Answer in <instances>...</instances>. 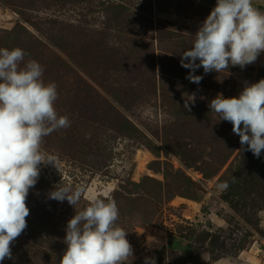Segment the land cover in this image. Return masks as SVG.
<instances>
[{
    "label": "rangeland",
    "instance_id": "obj_1",
    "mask_svg": "<svg viewBox=\"0 0 264 264\" xmlns=\"http://www.w3.org/2000/svg\"><path fill=\"white\" fill-rule=\"evenodd\" d=\"M215 4L0 0V48L23 49L22 66L42 65L44 82L57 85V113L70 120L44 138L42 151L55 166H40L26 199L27 228L0 264H58L75 209L48 194L65 184L83 188L77 211L94 197L115 199L131 264L145 257L155 264H264V180L235 199L239 211L222 199L216 185L239 166L242 145L232 124L199 99L225 97L249 70L205 74L200 67L194 74L203 79L195 84L181 66Z\"/></svg>",
    "mask_w": 264,
    "mask_h": 264
},
{
    "label": "clouds",
    "instance_id": "obj_2",
    "mask_svg": "<svg viewBox=\"0 0 264 264\" xmlns=\"http://www.w3.org/2000/svg\"><path fill=\"white\" fill-rule=\"evenodd\" d=\"M262 52L264 12L252 0H216L194 34L191 48L182 52L181 66L190 70L187 79L199 84L203 77L194 74L197 68L202 67L205 74H220L230 66L243 69ZM25 55L19 47L0 48V261L12 258L10 246L27 228L26 199L39 179L40 166H55V158L42 151L44 138L70 127L69 118L55 108L57 85L44 82V68L37 61L28 60L22 66ZM190 97L188 102L194 104L195 94ZM209 108L232 124V132L246 150L260 157L264 79L246 84L237 97L217 94ZM216 187L226 191L229 184L224 181ZM82 194V187L71 184L56 186L48 194L50 199L67 200L75 209L66 225V248L58 264H131L133 249L126 239L128 232L117 224L115 199L94 197L77 211ZM144 264H155V258L145 257Z\"/></svg>",
    "mask_w": 264,
    "mask_h": 264
},
{
    "label": "trees",
    "instance_id": "obj_3",
    "mask_svg": "<svg viewBox=\"0 0 264 264\" xmlns=\"http://www.w3.org/2000/svg\"><path fill=\"white\" fill-rule=\"evenodd\" d=\"M253 4V3H252ZM254 7L258 8L261 12H264V6L253 4ZM24 21V19H23ZM26 23H30L29 20H25ZM98 85V84H97ZM99 88H102V90L111 96L114 101L119 102V98L117 97V94H112L109 91L105 90L102 84L98 85ZM191 106L192 105H188ZM130 128L134 130V127L130 125ZM236 145H239V142H237ZM149 147V146H147ZM247 146H242L240 153H242L239 156V166H237L234 173L231 174L230 178L226 181L229 184V187L226 191L223 192L222 199L229 205L230 208H234L237 211H239L238 207V200L235 201L236 198H244V193L249 191V188L252 187L253 184H256L259 182L260 179L264 180V165L260 164V166H257L259 163H264V155H260V157H255L253 154H251L250 158L248 155H245L248 150ZM245 156H244V155ZM255 162V163H254ZM254 163V164H253ZM256 166L260 167L261 170H263L262 176L257 175L259 178H256L253 173L256 171ZM243 176V179L238 180L240 177ZM185 177V176H184ZM187 179V182H190V179L185 177ZM253 189V188H250ZM250 193V192H249ZM250 195V194H247ZM236 203V204H235ZM234 206V207H231Z\"/></svg>",
    "mask_w": 264,
    "mask_h": 264
},
{
    "label": "crops",
    "instance_id": "obj_4",
    "mask_svg": "<svg viewBox=\"0 0 264 264\" xmlns=\"http://www.w3.org/2000/svg\"><path fill=\"white\" fill-rule=\"evenodd\" d=\"M253 4L264 6V0H252ZM249 70V74H245L243 77H239V81L236 83L237 88L235 90L231 91V93L227 92L225 95V98L229 97H237L239 93L242 91L243 87L246 84H251L258 82L260 79H264V52L260 54V56L257 58V60L250 65L245 66ZM215 94V93H212ZM221 94V93H220ZM208 95L203 94L202 96H199V99H203V103H210V101L216 97L212 96V99L207 98Z\"/></svg>",
    "mask_w": 264,
    "mask_h": 264
}]
</instances>
